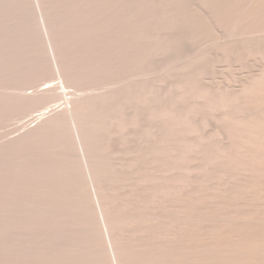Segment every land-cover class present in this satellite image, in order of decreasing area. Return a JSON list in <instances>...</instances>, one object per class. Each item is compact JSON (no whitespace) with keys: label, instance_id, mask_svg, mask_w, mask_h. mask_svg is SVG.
Instances as JSON below:
<instances>
[{"label":"rangeland","instance_id":"1","mask_svg":"<svg viewBox=\"0 0 264 264\" xmlns=\"http://www.w3.org/2000/svg\"><path fill=\"white\" fill-rule=\"evenodd\" d=\"M153 1L157 4L164 1L163 5L173 3L170 13L157 15L156 20L162 18L154 21L156 25L151 24L153 31L159 32L160 36L159 44L156 42L157 46L153 47L155 55L139 69L120 71L109 87L103 86L102 78L78 87L68 83L61 71L58 50L51 45L48 18L41 10L42 0H30L37 13V29L32 39L43 36L48 41L52 74L29 79L34 82L16 84L20 90H26V95L37 97L44 89L47 93L43 94L53 99L36 110L21 109L24 114L21 110L13 113L11 119L2 124L3 131L0 125L3 140L0 138V143L3 142L0 147L4 149L3 146L21 140L23 133L29 134L44 125L51 127L48 121L55 117L66 115L71 119L77 104L83 100H100L114 94L103 108L112 112L116 103L124 100V104L121 108L116 107L114 118L105 132L108 136L103 132L95 147L98 151L105 149L110 144L109 134L125 128L122 132L124 139L116 142L112 151L103 150L100 160L106 157L102 161L110 159L114 168L128 174L118 173L105 178L95 176L87 160L78 122L71 119L61 126L75 130L74 140L81 147L72 159H80L85 165L87 185L83 193L87 200L84 215L89 216L92 210H97V218L90 220V226L85 227L86 230L98 227L101 233L103 244L100 237L97 241L101 245L96 241L97 234L91 242H95L96 248L100 246L96 249L97 264H119V249L129 247L139 252L159 253L154 256L145 252L146 256L141 258L145 262L139 260V264H264V39H261L264 38V27H260L262 22L264 26V20L260 21L262 16L264 19V0H250V3L247 0V4L244 2L239 7L243 11L246 8L244 12L238 9V13H243L238 14L240 23L237 24L240 25H236V31L243 27L242 34L230 33L226 22L216 24L219 20L212 18L214 12L211 8L214 6H205L202 0ZM153 1L149 3L153 5ZM180 1L186 2V6L179 8ZM149 3L145 6L146 11L151 9ZM98 4L97 12L105 14L106 4L103 0ZM256 8L260 13L263 9L261 15L256 13L255 16V12L253 15ZM11 16L12 13L5 14L2 20ZM242 17L245 20L241 21ZM201 19L208 26L209 34L208 30L189 31L190 26L182 23H189V20L199 23ZM248 20L251 22L246 23L250 24L248 27L244 24L245 29L241 23ZM174 24L178 26L176 29H168ZM21 26L16 24L11 28L20 29ZM166 30L179 31L177 33L183 38L191 34L190 40L183 39L180 48L170 51L167 48L173 45L161 35ZM123 33L124 29L121 39ZM112 63L113 68L121 64L120 60ZM29 91H36V94ZM47 111L51 113L41 116ZM21 117L24 120L26 117L24 122L27 125L23 124ZM6 132L11 133L10 136L7 134L9 138ZM132 168L136 170L129 173ZM101 185L110 193L106 199L102 198ZM121 201L126 202L120 208L113 206ZM108 212L112 221L124 220L121 217L129 212L136 216L149 215L153 221L152 224L139 225L131 221L115 230L109 224ZM22 232L25 233L19 234H25L24 237L30 233L29 230ZM11 234L12 237L19 235L16 232ZM120 263L123 264L122 260Z\"/></svg>","mask_w":264,"mask_h":264},{"label":"bare ground","instance_id":"2","mask_svg":"<svg viewBox=\"0 0 264 264\" xmlns=\"http://www.w3.org/2000/svg\"><path fill=\"white\" fill-rule=\"evenodd\" d=\"M127 1L103 0V4H106L107 10L105 14L101 15L102 12H97V9L99 10L100 8L98 4L99 0H42L43 6L41 10L47 15L52 34L51 45L58 50L59 66L68 83L79 87L81 85L84 86L89 81L102 78L104 81L103 86L109 87L116 81L120 71H124L123 69H139L147 60L153 57L152 55H155L154 46L159 44L158 38L160 36L159 32L153 31L151 24L158 19L157 15L161 16L170 13L172 11L170 7L173 3L168 2L166 5H163L164 1L162 4H157L151 0L153 1L152 5V3H149L150 0ZM147 2L151 6L150 11L145 10ZM202 2L205 6H214V8H211L214 12L212 18L213 20L217 21L218 19L220 21H217L218 23L216 24L226 22L230 33L238 32V34H242L244 32L242 30L243 27L236 31V25H240L237 24L240 23L237 19L238 14H242L246 10V8L244 11L240 10L239 7L244 5V2L245 4L250 3V0L248 2L247 0H202ZM258 4L261 5L262 3L259 2ZM31 6L30 0H0L1 126L11 119L13 113L21 109L36 110L53 99L51 96L46 95V97L43 94L44 92L47 93L44 89H41L40 92L43 93L40 96L26 95L24 94L26 90H20L16 84L17 82H34L35 80L29 79L50 76L52 74L51 63L47 54L48 41L43 36H39L38 39H32V34L37 29L35 21L37 13ZM185 6L186 2H178L179 8ZM238 9L243 12L238 13L240 12ZM241 9L243 8L241 7ZM257 10L256 8L250 11L261 15L263 9H261V13L259 11L256 12ZM11 13L10 19L2 20L4 19L2 18L3 15H10ZM247 14H249V11ZM255 14L253 13V15ZM247 16L250 18V15ZM243 17L241 21L246 19V16L244 17L245 19ZM159 18L161 19L162 17ZM159 20H156V22ZM250 20L254 21L252 17ZM257 20L259 21L260 19ZM263 20L262 16L260 21L262 22ZM208 21L210 22V20ZM250 22L249 20L248 22L243 21L241 25L245 24L248 27L250 24L246 23ZM182 23L190 26L189 31L194 30L195 33L200 32V30H205V32L208 30V26L202 19L199 20V23L192 20H189V23L185 21ZM262 23L260 27H264ZM16 24H21V28H11ZM150 25L152 28L149 27ZM154 25H156L155 22ZM202 26L203 29H201ZM177 27L174 24L172 28L169 27L168 29L173 30ZM123 29L124 33L121 39ZM135 29L138 31H135ZM103 32L106 33L104 35L98 34ZM177 32L179 31L166 30L161 34L173 45L172 48L167 45L170 48L167 49L170 51L180 48L184 42L180 43L183 39L188 38L190 40L191 34L183 38ZM164 33H167V35ZM207 33L209 34V30ZM261 39L263 40L264 38L261 37ZM156 42L157 45H155ZM163 53L166 55L165 52ZM132 54L135 56L134 59ZM159 54L162 53L159 52ZM115 60H120L121 64L113 68L112 62ZM12 79L14 80L12 81ZM33 92L36 94V91ZM37 94L39 95V93ZM113 96L114 94L104 99H94V101L83 100L77 104L71 118L78 122V129L83 135V144H85L87 160L90 164L88 165L93 169L95 176L101 178L118 173L128 174L122 169L114 168L110 163V159L107 162L105 160L102 161L106 158L103 155L104 158L100 160V153L103 150H111V147L116 142L119 143L124 139L125 135H122V132L125 131V128L122 130L120 128L117 133L115 130L113 134H109L111 135L110 144L108 143L105 149L98 151L95 147L96 141L101 135H104L102 133L108 131L107 127L109 122L114 118L113 113L117 111L116 107L124 104V100H121L116 103V107L112 109V112L106 111L103 105L109 103ZM49 113L51 112L47 111L41 116L44 117V115H49ZM29 115L31 116V114ZM18 116L20 117V115ZM24 118L26 120V117ZM14 119L16 120L15 117ZM20 119L21 121L23 120L24 124L25 120L22 117ZM71 119L70 116L67 118L66 115L55 117L48 121V123L51 122L52 125H49L51 127L47 128L44 125V127H40L34 131L30 130L29 134H27L28 132L23 133L24 136L21 140L15 142L11 140L13 143L7 144V147L2 145L4 149L0 147V264L98 263L96 252L98 247L96 248L95 242L92 244L91 242L94 241L93 238L97 234L96 241L100 237V243L103 244L101 233L98 227L95 229H85L90 220L97 218V210H92L89 216L84 215V205L87 200V195L83 193L87 185L84 171L85 165L80 159H72L77 156L76 153L81 147L74 140L73 134L75 130L73 128H61L63 124H66L68 120L70 122ZM26 127L24 129L30 128ZM4 128L2 126V131ZM7 134L9 135V133L6 132L5 134L9 138L11 133L9 136ZM25 134L27 135L25 136ZM234 136L231 138H234ZM135 168H132L129 173L134 172ZM101 189L102 198H108L106 196L110 194L109 191L104 190L102 185ZM148 197L150 196L148 195ZM123 202L126 201L117 202L113 206L119 207ZM123 206L125 207L124 204ZM95 209L97 208L95 207ZM107 214H109V216L107 215L109 217V224L115 230L122 229L123 223L131 221L138 225L152 224L153 221L152 217H148L149 215L136 216L132 212H129L126 216H122L121 218L124 219L122 221L120 219L112 221L113 217L111 220L110 212ZM181 219L183 218H176L175 220ZM25 230L30 231L28 235L26 234L27 237H24L25 234H23L24 236L19 234L20 232L21 234L25 233L22 232ZM11 232H16V235H19L12 237ZM4 237H7V239H4ZM97 242L99 243V241ZM118 246L120 248L119 244ZM119 250L121 251L119 257L121 256L123 264H139V260H141V263L142 261L145 262V260H142L146 256L145 252H151L154 256L159 254L152 251L139 252L134 247ZM69 256L70 258H68ZM120 261L119 264H121ZM167 261L165 260V262Z\"/></svg>","mask_w":264,"mask_h":264}]
</instances>
